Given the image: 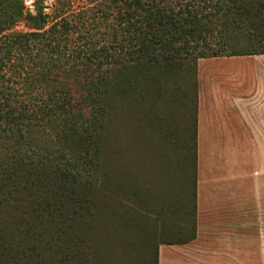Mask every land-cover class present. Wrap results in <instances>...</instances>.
Here are the masks:
<instances>
[{"label": "trees", "instance_id": "1", "mask_svg": "<svg viewBox=\"0 0 264 264\" xmlns=\"http://www.w3.org/2000/svg\"><path fill=\"white\" fill-rule=\"evenodd\" d=\"M33 5L0 0V264H48L56 242L63 250L89 240L103 177L114 184L102 129L129 96L125 72L264 53V0H87L79 10L58 0L50 12L42 0ZM194 129L186 137L196 171ZM162 131L172 150L177 133ZM161 158L169 172L168 153ZM186 184L184 214L195 217L196 186L188 195ZM191 230L180 242L196 237L195 222Z\"/></svg>", "mask_w": 264, "mask_h": 264}, {"label": "rangeland", "instance_id": "2", "mask_svg": "<svg viewBox=\"0 0 264 264\" xmlns=\"http://www.w3.org/2000/svg\"><path fill=\"white\" fill-rule=\"evenodd\" d=\"M23 1L26 8L33 10L35 0ZM42 1L49 6L46 12H50L52 4L58 0ZM85 2L87 0H71L77 10ZM18 28L26 29L23 24ZM263 54L201 58L197 61L186 60L174 69H142L133 73V77L125 72L132 79L129 96L119 97V109L105 118L102 129L107 146L115 155L113 163L116 173L113 174L114 177L111 175V180H114L113 187L110 189L108 181L104 179L106 177H103L101 193L97 198L98 207L91 209L95 211L90 224L91 229L85 233V237L87 236L89 240L83 243L77 240V245L64 244L63 250L59 247L61 243L56 242L52 246L54 249L48 255L47 263L160 264L161 246L162 244L168 245L162 242L178 239V243L169 245L181 247L193 242L196 237L189 242H180L193 235L191 228L194 222L197 235L198 222L197 208L195 217L184 214L182 183L187 182L183 186L188 187V195L191 194L194 184L196 194H198L200 184L203 186L201 192L209 187L208 178L202 177V173L207 176V168L204 171L202 166L204 158L198 150V91V97H194L196 68H200L202 72L222 75L225 71L232 73L240 80L244 66L249 64L252 66L253 56ZM120 75H122L121 72ZM196 84L198 86V82ZM165 127L166 130H173L177 133L172 150H168L170 144L162 131ZM195 127L197 129L196 171L192 161L193 143L186 137L195 130ZM213 147L218 149L212 152V159L232 158L240 164L238 168H242L245 161L246 164L250 163V176L247 180L249 186L248 191L245 190L246 194H249L246 212L243 211L246 208L242 205L243 216L246 213L249 218V261L247 264H264V179L260 178L259 181H262L260 183L256 181L253 183L258 174L255 170L260 169L257 161L264 158V152L244 149L245 145L239 151L221 150L219 148L224 146L219 144ZM166 152L171 162L169 172L168 168L166 171L168 165H165L161 158V154L165 155ZM187 155L190 160L184 161ZM120 168L126 170L127 173H123ZM109 173L111 174V171H108ZM211 193L225 194L221 191ZM163 229L165 235L162 237ZM60 239L63 241L62 238ZM4 260L5 258L2 257L1 263ZM9 263L11 264L9 259L3 262V264Z\"/></svg>", "mask_w": 264, "mask_h": 264}, {"label": "crops", "instance_id": "3", "mask_svg": "<svg viewBox=\"0 0 264 264\" xmlns=\"http://www.w3.org/2000/svg\"><path fill=\"white\" fill-rule=\"evenodd\" d=\"M253 57L252 66H244L240 80L232 73L224 71V78L198 68V150L204 158V171L207 168L208 177L203 173L202 177L208 178L209 187L201 192L200 184L196 194V238L184 247L162 244L160 264L249 261V218L242 212L247 211L249 199L245 190L249 186L250 163L245 161L238 168L240 164L232 158L216 160L211 156L218 149L213 145L218 144L224 146L219 149L226 151H239L245 145L244 149L264 152V54ZM257 166L260 169L255 170L258 174L253 183L264 179V158L258 159ZM216 191L225 194L211 193Z\"/></svg>", "mask_w": 264, "mask_h": 264}]
</instances>
